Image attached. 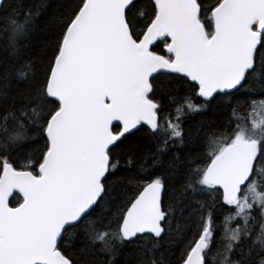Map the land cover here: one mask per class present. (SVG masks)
<instances>
[{
    "label": "snow or ice",
    "instance_id": "obj_1",
    "mask_svg": "<svg viewBox=\"0 0 264 264\" xmlns=\"http://www.w3.org/2000/svg\"><path fill=\"white\" fill-rule=\"evenodd\" d=\"M47 7L0 0V264H81L80 241L104 264L128 247L135 264H172L176 245L178 264H264V0H69L33 58ZM213 104L227 125L185 128ZM137 133L152 149L120 175L114 153ZM177 150L170 186L157 171ZM118 182L126 199L110 208Z\"/></svg>",
    "mask_w": 264,
    "mask_h": 264
},
{
    "label": "trees",
    "instance_id": "obj_2",
    "mask_svg": "<svg viewBox=\"0 0 264 264\" xmlns=\"http://www.w3.org/2000/svg\"><path fill=\"white\" fill-rule=\"evenodd\" d=\"M69 2V0H46L48 5L44 14L41 16L36 32L33 34L31 46L28 49L29 56L35 58V56L39 55L43 50L47 49L50 44L53 43L52 38V30L48 24V21L58 12L62 11V5H65ZM216 0H202L204 4H214ZM159 51V50H157ZM3 57L2 47H0V58ZM187 90L181 88L178 98H182L185 95ZM162 103L165 104V111H171V108L168 107V99L165 97L162 100ZM234 106L241 109L243 112H247V99L245 96L241 95L238 100H233ZM230 116V109L226 107H221L219 104H213L210 108H208L205 112L200 114H196L194 119H191L186 122L185 128H198L201 124L205 126L212 124L214 126H225L228 123V118ZM137 143L140 144L141 151L131 152L130 146H135ZM197 143H201V141H197ZM152 149V142L149 141L144 133H137L136 136L132 137L131 140L124 146H122L121 150H118L114 153V156H118L120 159L121 173L120 175H130L135 174L136 168L133 167L131 170L126 169V161L131 157L136 164L139 163L140 156L147 153ZM192 152V146L190 145L186 152L181 155V161L185 159V157ZM176 155H180V150H177L176 153L168 154L162 157L157 174L162 176L164 181L170 186L178 185V182L181 180L183 175V167L178 170H174L170 165L172 161L175 159ZM128 191L130 192L132 189V185L127 186ZM126 199L124 187L118 182L115 185L110 186V197H109V207L115 208L120 205ZM210 211L209 209L205 210ZM225 213L222 212L219 207L214 211V215L216 217V223L220 224L221 219ZM111 219L108 217L107 210H97L94 214V218L96 219L98 225L105 220V218ZM199 218V210L195 205L191 207H187L184 209L183 216L180 218V223L182 226L186 225H195L196 221ZM115 227V222L112 224ZM193 235V231L189 230L188 238L191 239ZM219 236V232L217 233ZM183 245H176L174 247L175 255L169 256L172 261V264H178V258L180 255V251L182 250ZM213 252H215V248H213ZM71 254L74 258L78 259L81 264H104V258L100 256L97 252L92 251L86 248V245L83 241H80L73 245ZM117 259L121 262V264H135L136 259V250L133 247H128L122 249L120 255Z\"/></svg>",
    "mask_w": 264,
    "mask_h": 264
}]
</instances>
